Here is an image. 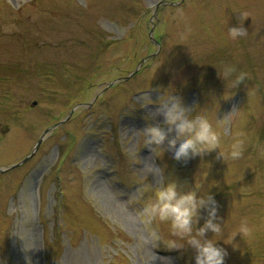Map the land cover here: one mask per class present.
I'll return each instance as SVG.
<instances>
[{
  "label": "rangeland",
  "instance_id": "374dc122",
  "mask_svg": "<svg viewBox=\"0 0 264 264\" xmlns=\"http://www.w3.org/2000/svg\"><path fill=\"white\" fill-rule=\"evenodd\" d=\"M166 91L207 114L226 160L144 146L143 129L168 126L143 101ZM73 109L0 172V264H195L191 246L151 242L167 229L144 223L139 188L161 179L215 195L225 264H264V0H0V168Z\"/></svg>",
  "mask_w": 264,
  "mask_h": 264
},
{
  "label": "clouds",
  "instance_id": "9594fccd",
  "mask_svg": "<svg viewBox=\"0 0 264 264\" xmlns=\"http://www.w3.org/2000/svg\"><path fill=\"white\" fill-rule=\"evenodd\" d=\"M247 15L249 13L243 12L237 23L228 24L227 34L231 39L235 40L248 34V27L243 24V17ZM234 71L232 67L225 70L227 74ZM222 75L225 77V73ZM245 76L246 73H240L236 83L240 84ZM143 102L142 106L145 107L150 103H158L157 112L163 114V123L168 126L166 130L159 124H149L143 129L144 146L154 145L153 152L157 156L166 150L162 145L167 139L172 155L177 161H187L197 155L203 156L216 148L220 149L218 155L227 159L221 147V135L214 129L207 114L195 112V105H187L182 96L174 94V91H166L158 101L150 99ZM172 131H175L176 135L170 137L169 132ZM243 143V140L236 139L231 144L232 158L242 155ZM152 172L157 175L162 169L155 166ZM139 192L141 196L151 192L152 196L150 202L142 208L141 217L144 223L152 225L153 222L159 221L167 229L165 235L158 227L150 228L149 235L154 245L160 246L162 242L168 248L175 249L191 246L196 251L195 264H225L227 249L217 243L223 236L224 226L217 221L218 202L213 193L202 192V186L197 188L196 185L185 191L176 179H169L167 183L161 179L156 186L144 184L139 188ZM204 208L208 209V219L203 226L197 227L200 210ZM210 230L215 234L212 238L206 236ZM241 231L245 233V229L242 228Z\"/></svg>",
  "mask_w": 264,
  "mask_h": 264
},
{
  "label": "water",
  "instance_id": "95a60500",
  "mask_svg": "<svg viewBox=\"0 0 264 264\" xmlns=\"http://www.w3.org/2000/svg\"><path fill=\"white\" fill-rule=\"evenodd\" d=\"M169 3H171V2H164V1H162V2L158 3V4L156 5V8H155L156 10H155V11L158 10L159 6H161V5H163V4H169ZM151 56H152V55H151ZM145 60H146V59H143L141 63L145 62ZM138 71H139V69H136V70H135L132 74H130L129 76H127V77H125V78L118 79V80L112 82V84H114V83H116V82H119V81H121V80L129 79V78L132 77L134 74H136ZM33 104L36 105L37 102L35 101V102H33ZM73 111H74V109L70 112L69 116H68L65 120H63V121L57 123L56 125H54V126L48 128V129H46V130L44 131V133L42 134V136H41V138L39 139L38 143L36 144L34 151H33L29 156H27L26 158H24V159H23L22 161H20L19 163L15 164V165H12V166H10V167H8V168H0V172L7 171V170H9V169H12V168H15V167H17V166H20V165H22L23 163H25L28 159H30V158L35 154L36 150L38 149V147L40 146V144L42 143V141L44 140V138L50 133V131H51L52 129H54L55 127H57V126L63 124L66 120H68L69 117L72 115Z\"/></svg>",
  "mask_w": 264,
  "mask_h": 264
}]
</instances>
